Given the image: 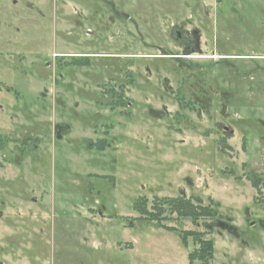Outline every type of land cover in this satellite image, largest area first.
<instances>
[{
  "label": "rangeland",
  "instance_id": "obj_1",
  "mask_svg": "<svg viewBox=\"0 0 264 264\" xmlns=\"http://www.w3.org/2000/svg\"><path fill=\"white\" fill-rule=\"evenodd\" d=\"M13 1L0 0V257L9 246L10 264H189L195 244L179 231L196 229L214 240L211 264H264V0H31L41 14ZM194 28L201 53L177 38ZM187 64L208 86H238L237 104L225 98L233 134L204 119L125 124L108 105L110 125L97 120L100 88L132 71L149 91L136 96L161 97ZM179 195L219 205L239 235L135 209Z\"/></svg>",
  "mask_w": 264,
  "mask_h": 264
},
{
  "label": "flooded vegetation",
  "instance_id": "obj_2",
  "mask_svg": "<svg viewBox=\"0 0 264 264\" xmlns=\"http://www.w3.org/2000/svg\"><path fill=\"white\" fill-rule=\"evenodd\" d=\"M13 2L17 3V0H14ZM27 3L29 4V9H34V11L38 14L43 13L42 8L35 5L31 0H27ZM177 38L182 43L183 51L187 53H194L197 51L201 53L203 51L201 49V32L199 29L194 28L192 30H187L186 34L184 35L181 32H178ZM156 57L151 56V58ZM219 58L221 59L217 60V62H223L224 64L226 63L234 67V65H232L230 61L224 60V58L228 57L222 56ZM77 61L78 63L76 64H80V60ZM82 62L83 64H86L87 62L89 63V61ZM190 67V64L189 66L188 64L185 65V68L189 71L184 72L185 76L183 77V81L181 83V85L184 84L183 87H172L169 80H164V89L166 90V93L162 94L161 97H157V93H153V91L151 92L152 97L144 95L140 98V96H136V93L134 92L135 90L140 89L145 93H148L149 91L144 84L143 77L139 74L137 76H134V72L132 71L130 72L129 80L120 83V86H112L110 90L100 88L99 95H95L93 97V107L97 120L100 121L102 125H110L111 120H108L102 109L99 108V105H108L112 109L120 107V111L125 116V119L123 121L125 124L134 125L132 121L137 120L136 117L138 115H141L142 117H151L152 120H160L162 118L171 116L170 121L174 122V124L179 125L194 124L195 121H203L204 119L207 125L217 127L221 131H227L232 134L230 129H233L232 126L234 125V123L231 119H229L227 115H225V112H227L229 106H233L231 105V103H238V100L235 99L236 97H238V86L236 85L233 87L231 86V82L228 81V83H230V86H228L227 88L224 87V77L221 76V82L217 77V86H208V82L203 70L191 71ZM144 69L145 73L147 74V84H154L156 71H154L150 65L144 66ZM237 71H239V69H237ZM230 79L232 82H235L234 77H230ZM158 82L159 81H157L156 83ZM138 84H141L140 88L138 87ZM127 85L133 86L127 87ZM165 95L166 97H164ZM168 98L171 100L170 102H161V99L165 100ZM225 98L230 99L231 103H227ZM106 99L108 100L105 101ZM171 104L172 106H175V110H171ZM171 111H174L173 114H171ZM145 120L150 119L145 118L143 121ZM30 141L31 139L24 140L21 144L22 147L20 149L22 150L28 147L30 150H32V145L29 144ZM33 147L34 149H36L38 145L35 144ZM246 216L247 220H250V213H246ZM3 217L4 212L0 209V219ZM218 224H220L221 227L223 225L228 227L226 223H221V221ZM3 237H5V235H0V238ZM0 252L2 251L0 250ZM7 252L8 261L6 262L5 259H3L4 257H0V264H10L9 260L11 262L13 261L12 259L14 250L8 246Z\"/></svg>",
  "mask_w": 264,
  "mask_h": 264
},
{
  "label": "trees",
  "instance_id": "obj_3",
  "mask_svg": "<svg viewBox=\"0 0 264 264\" xmlns=\"http://www.w3.org/2000/svg\"><path fill=\"white\" fill-rule=\"evenodd\" d=\"M148 205L149 200L146 197L139 198L135 202V209L151 220H159L162 217H171L175 214L176 219H189L195 226L203 225L209 231L220 222L219 205L204 204L200 198L194 199L186 195L156 197L151 204L153 210L148 209ZM169 227L168 229L176 231V228ZM207 233V231L196 229L179 231L184 242L192 239L195 244L189 253V264H211L214 259V240L208 238Z\"/></svg>",
  "mask_w": 264,
  "mask_h": 264
},
{
  "label": "water",
  "instance_id": "obj_4",
  "mask_svg": "<svg viewBox=\"0 0 264 264\" xmlns=\"http://www.w3.org/2000/svg\"><path fill=\"white\" fill-rule=\"evenodd\" d=\"M227 129H229V128H227ZM230 131H231V133L233 134L234 133V130L233 129H230ZM254 222H252L251 224H253ZM222 228H224V229H227V230H232L231 232H233L236 236H238L239 234H238V232L236 231V229L234 228V227H226V226H222ZM232 228V229H231Z\"/></svg>",
  "mask_w": 264,
  "mask_h": 264
}]
</instances>
